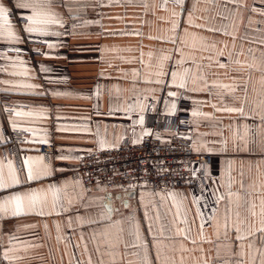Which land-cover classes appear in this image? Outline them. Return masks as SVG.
<instances>
[{"label":"crops","instance_id":"obj_1","mask_svg":"<svg viewBox=\"0 0 264 264\" xmlns=\"http://www.w3.org/2000/svg\"><path fill=\"white\" fill-rule=\"evenodd\" d=\"M0 5L7 15L29 11L25 21L0 18V179L9 185L0 187V264H145V256L147 264H264V0ZM37 11L53 22L30 33L27 17ZM161 63L187 70L185 89L170 76L167 86L156 83ZM3 93L12 96L13 113L4 111ZM181 98L190 102V128L182 133L195 152L213 156L207 185L85 188L76 174L83 153L140 141L151 130L149 110L173 114ZM14 128L28 132L19 159L7 149ZM42 144L53 151L44 154ZM28 158L49 174L28 181ZM13 174L21 183L13 184ZM51 187L60 190L55 197ZM17 195L24 200L14 215ZM137 231L139 240L130 235Z\"/></svg>","mask_w":264,"mask_h":264},{"label":"built area","instance_id":"obj_2","mask_svg":"<svg viewBox=\"0 0 264 264\" xmlns=\"http://www.w3.org/2000/svg\"><path fill=\"white\" fill-rule=\"evenodd\" d=\"M28 12L25 9H10L8 17L25 21ZM189 103L188 99L181 98L177 110L170 115L149 110L151 130L140 141L126 139L115 146L83 153L76 174L85 188L129 190L142 186L159 189L194 186L202 189L207 185L212 177L209 165L213 156L195 152L192 138L182 133L190 128V113L184 110ZM1 104L7 114L14 112L15 103L10 94L1 95ZM27 135L26 129L14 128L6 137L8 151L18 159L21 155L19 144ZM53 149V144L40 146L46 155ZM195 166L198 167L197 172Z\"/></svg>","mask_w":264,"mask_h":264},{"label":"snow or ice","instance_id":"obj_3","mask_svg":"<svg viewBox=\"0 0 264 264\" xmlns=\"http://www.w3.org/2000/svg\"><path fill=\"white\" fill-rule=\"evenodd\" d=\"M165 3L168 2V0H164ZM172 3L176 4V5H180V6H183L185 4V0H171ZM230 2V0H229ZM21 7H29L31 5H28V4H23V5H20ZM187 11V9H186ZM43 14L41 12H34V15L33 16H29L27 17L28 21H30V24L29 26L27 27V31L28 32H36V31H40L41 29L38 28V27H33L32 25H39V24H43V23H49V22H53L49 19H43L42 18ZM0 18H2L5 22V24H7V21H8V15H7V10L2 6L0 5ZM189 24L190 26H194V27H203L202 25H192L191 24V21L189 19ZM180 27V22L177 20L173 26V30H175L176 28H179ZM210 31H219V29H209ZM9 35L11 36L12 33H9ZM158 39H163V38H159ZM168 39L172 40L173 43H175V40L176 38L175 37H169ZM233 39H235V37H233ZM241 39H246V37H242ZM261 43H264V40L261 41ZM164 60H167L169 59V57H164L163 58ZM181 61H177V63L179 64ZM223 66V65H221ZM187 73V70H185V73L181 74L177 71H172L170 69H165L164 68V65L163 63H161V66H160V71L156 73V75L158 77H160L161 79H158L156 81V83H164L165 86H167V82H165L163 80V77L164 76H170L171 78V84L175 87H178V88H181V89H185L186 88V82H185V79H184V76L186 75ZM179 77V82H177V78ZM192 90H195V89H192ZM168 96L170 97H175L177 96V93L174 92V91H170L168 92ZM143 105H141V110H143ZM172 108L174 109L175 108V104H172ZM218 110H223V111H228V112H238L240 113L241 115H243V110L240 109V108H224V109H218ZM20 113H17V115H19ZM194 115L196 113H193ZM138 123H141L143 124V116H141L140 120L138 121ZM147 134V133H145ZM236 151H240L239 147L237 146L236 147ZM40 159H43V158H40ZM29 160H31V158H28L24 161L25 165H28V170H27V180L28 181H31V180H36V179H39L41 175H48L49 173L47 172L46 168L45 169H41V168H38V167H32L31 165H29ZM21 183V181L19 179H17L15 177V174H13V184H19ZM9 185H6L3 183L2 179H0V187H8ZM241 187L243 188V184L241 185ZM50 191L53 192V196L55 197L56 193L58 191H60L59 189H56L54 187H51L50 188ZM229 195H232V193L230 192ZM247 195H249L248 193H246V196H245V200H244V204L245 206L247 205L248 201H247ZM15 202H16V211L13 213L14 215L16 214H19V212L21 211L22 209V204H23V200H24V197L22 196H14L12 198ZM223 199L222 196L220 197H217V203ZM28 201H29V204L32 205V206H35L36 204V197H35V194H29V197H28ZM69 203H71V201H69ZM57 206V202L54 200V203H53V209L55 210ZM65 211H67L68 209L65 208L63 209ZM109 211H111V208H109ZM41 215H43L44 213L41 212L40 213ZM237 215L239 216V213H237ZM253 215H255V213H253ZM177 216H179V213H177ZM157 219H159V217H157ZM183 223H187V220L185 219L183 221ZM201 228H203V224L201 225ZM149 232L152 231V227L151 225L149 226V229H148ZM181 232H183L184 230L181 229L180 230ZM237 231H239V229H237ZM259 231L261 233H264V228H261L259 229ZM130 235H135L136 239L139 240L140 239V236H139V233L138 231L133 234V233H130ZM240 239H242L243 237H238ZM261 240L264 241V235L261 236ZM127 246V245H126ZM132 246H137V245H132ZM139 255V253H137ZM145 264H147V257L145 256ZM157 259H159V255H157ZM238 264H243V261H240L238 262Z\"/></svg>","mask_w":264,"mask_h":264},{"label":"water","instance_id":"obj_4","mask_svg":"<svg viewBox=\"0 0 264 264\" xmlns=\"http://www.w3.org/2000/svg\"><path fill=\"white\" fill-rule=\"evenodd\" d=\"M112 201H113L112 195L109 194V195H107L105 197V203L108 206V208H111L112 207Z\"/></svg>","mask_w":264,"mask_h":264}]
</instances>
